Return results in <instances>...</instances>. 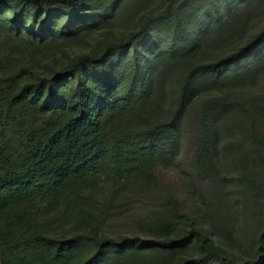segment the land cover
<instances>
[{
  "label": "trees",
  "instance_id": "trees-1",
  "mask_svg": "<svg viewBox=\"0 0 264 264\" xmlns=\"http://www.w3.org/2000/svg\"><path fill=\"white\" fill-rule=\"evenodd\" d=\"M150 1L0 0V264H238L196 227L181 236L117 239L96 230L51 235L31 219L36 198L75 200L102 176L148 177L178 144L200 87L251 83L264 67V28L223 56L193 60L201 47L225 45L245 32L264 0H158L148 7ZM136 2L145 7L134 28L99 38L91 51L50 72L33 69L30 59L46 48ZM183 61L176 106L153 116L150 104L161 97L167 71ZM230 103L221 96L201 110L196 164L204 172L215 171L219 119ZM254 140L248 149L259 153L264 140ZM245 141L233 145L243 150ZM172 224L160 220L155 227L170 232ZM192 237L199 252L176 260ZM258 241L259 258L245 264H264V225Z\"/></svg>",
  "mask_w": 264,
  "mask_h": 264
},
{
  "label": "rangeland",
  "instance_id": "rangeland-1",
  "mask_svg": "<svg viewBox=\"0 0 264 264\" xmlns=\"http://www.w3.org/2000/svg\"><path fill=\"white\" fill-rule=\"evenodd\" d=\"M157 3L158 0H151L147 6ZM144 7L143 2H136L121 8L113 18L57 41L30 59V64L36 71L50 72L91 51L99 38H113L134 28ZM253 14L245 32L225 45L201 47L193 54V60L223 56L250 40L264 28V2ZM3 41L4 36L0 35V46ZM187 66V61H183L167 71L161 97L150 104L153 116L164 117L176 106ZM221 96L231 103L219 119L222 136L214 156L215 171L204 172L196 164L201 110L209 100ZM256 137L264 140V67L251 83L200 87L183 116L178 144L169 147L148 177L102 176L96 185L80 189L75 200H69V195L60 199L36 198L29 208L31 219L39 230L51 235L90 234L96 230L100 236L117 239L135 235L181 236L196 227L208 233L238 264H245L259 258L258 237L264 225L260 214L264 145L259 153L248 149L254 148L251 143ZM242 139H246V149L238 150L233 143ZM160 220L173 222L170 232L156 229ZM198 252L192 237L180 247L175 259ZM261 259L264 261V256Z\"/></svg>",
  "mask_w": 264,
  "mask_h": 264
}]
</instances>
